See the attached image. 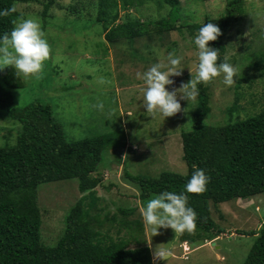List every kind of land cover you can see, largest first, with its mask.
<instances>
[{
  "label": "rangeland",
  "instance_id": "1",
  "mask_svg": "<svg viewBox=\"0 0 264 264\" xmlns=\"http://www.w3.org/2000/svg\"><path fill=\"white\" fill-rule=\"evenodd\" d=\"M95 1L56 0L49 14L60 20L66 15L72 16L70 8L80 7L81 13L86 15L91 12ZM227 1L181 0L178 18L173 21L176 27H181V34L173 30L159 41L154 33H150L135 42L118 45V48L108 45L105 54H97L96 43L105 41L104 33L101 31L98 34L99 25L94 27L86 20L73 19L72 24L66 20H50L43 30L50 46V60L44 62L43 75L38 80L20 75L23 87L13 92L15 103L19 106L35 101L50 104L55 120L62 125L70 141L124 130L126 145L120 149V163L112 164L116 155L106 153L101 166L104 168L101 170L102 181L87 193L99 196L96 206L90 211L95 218L92 226L100 232L99 237L104 242L112 239L129 243L130 248L148 246L154 264H244L263 227L264 193L254 197L252 205H237L233 200L222 203L218 210L212 207L213 223L206 229L196 225L191 233L175 234L171 228H161L153 234L141 215V209L148 199L141 200L138 186L124 177L125 171L133 176L149 177H156L164 171L187 173L181 132L193 127L198 96L189 105L187 100H180L182 111L165 120L159 114L152 118L142 106L145 85L136 73H143L158 60L165 61L167 53L174 52L183 57L184 68L180 70V75L170 77L173 83L166 87L176 90L182 83H187L191 79L189 68L194 75L198 60L196 47L192 43L196 31L191 34L186 29L195 23L200 26L208 23L210 17H215L211 20H220ZM244 5L245 15L233 22L220 42L222 51L217 50V53L220 61L227 58L238 66L239 77L244 74L246 77L252 76L253 88L247 91V95L252 93L250 99L256 102L253 110L258 113L264 109V64L257 68L253 64L257 62L254 55L260 49L264 51V0H244ZM17 9L23 13L22 18L37 19L42 28V4L19 5ZM169 10L166 5L160 7L156 2H149L142 7H134L128 13L141 21L150 18L156 22L166 17ZM122 15L124 18L125 13ZM100 77H103V83L98 82ZM233 84L224 85L222 74L204 82L209 93V111L199 116L201 123L213 126L226 123L230 117L227 108L236 99ZM246 86L250 87L247 82L242 83L241 92H246ZM97 100L103 102V112L92 107ZM238 101L246 104L248 96ZM185 108H188L187 115L183 111ZM109 111L110 116L107 115ZM19 127L18 122L0 115V147L15 144ZM135 151L145 156L146 161L133 155ZM82 196L76 179L38 187L37 205L42 220L40 242L43 245H57L65 232L67 216ZM87 203L88 200L86 206ZM117 207L135 210L124 215ZM250 231L256 234L248 235ZM184 241L189 243L188 248H185L184 244L187 243ZM156 248L170 249L172 255L163 259L155 257Z\"/></svg>",
  "mask_w": 264,
  "mask_h": 264
},
{
  "label": "trees",
  "instance_id": "2",
  "mask_svg": "<svg viewBox=\"0 0 264 264\" xmlns=\"http://www.w3.org/2000/svg\"><path fill=\"white\" fill-rule=\"evenodd\" d=\"M149 2H156L160 7L168 6L169 14L156 22L150 18L141 21L129 15L128 11L134 7H142ZM30 3L43 5L42 30L47 28L50 20H66L70 24L73 19L86 20L94 27L99 25L98 34L102 31L105 41L96 43L97 54H105L108 45L118 48V45L135 42L150 33H154L159 41L173 30L181 34V27L173 24L178 18L181 0H96L90 13L84 15L80 7H74L70 8L71 17L66 15L60 20L49 14L56 0H0V8L11 5L16 8L10 15L0 17V34L9 32L23 17L17 7ZM122 13H125L124 18ZM244 15V0H228L221 19L211 20L220 28L221 34L209 44L222 51L220 42L225 33L234 21ZM199 27V23H195L186 30L192 34ZM254 57L257 58L253 64L256 68L264 64L263 50L260 49ZM217 62H220L219 58ZM246 82L250 87L246 86V92H241V85ZM252 83V76L244 74L233 84L236 99L227 108L229 119L220 126L199 121V116L209 111V93L204 82L198 83V107L193 115V127L181 132L187 173L164 171L156 177H149L133 176L125 171V179L140 189L141 200L149 199L162 190L183 191L193 166L202 168L210 177L206 190L185 194L188 206L197 214L196 225L206 229L213 223L212 207L218 210L222 203L233 200L237 205H252L254 197L264 193V109L258 113L253 110L256 102L250 99L252 93L247 95V91H252ZM22 87V77L16 76L11 66L0 70V115L20 124L15 144L0 147V264H154L148 246L130 248L129 243L112 239L104 242L99 237L100 232L92 226L95 218L90 211L96 206L99 196L87 193L102 181L101 170L104 168L101 166L106 153L116 155L112 164L120 163L118 155L126 145L124 130L70 141L62 125L55 120L50 104L35 101L19 106L15 103L13 92ZM246 96L248 102L240 104L238 100ZM133 155L145 160V156L136 151ZM72 179L78 181V190L83 196L67 216L65 232L57 245L47 247L40 242L42 220L37 205V189L42 184ZM117 209L124 215L135 210ZM249 234L256 232L250 231ZM244 264H264V223Z\"/></svg>",
  "mask_w": 264,
  "mask_h": 264
},
{
  "label": "clouds",
  "instance_id": "3",
  "mask_svg": "<svg viewBox=\"0 0 264 264\" xmlns=\"http://www.w3.org/2000/svg\"><path fill=\"white\" fill-rule=\"evenodd\" d=\"M15 5L0 8V17H5L15 12ZM215 19V17H210ZM203 23L192 38L196 47L197 60L196 71L193 75L189 68L191 79L182 83L176 90H169L166 85L173 83L170 78L180 75L183 57L174 52L167 53L165 61L158 60L148 67L143 73L137 72L138 79H142L143 88L142 106L145 112L154 118L157 114L165 118L182 111L180 100L194 101L198 96V83L208 82L222 74V82L231 86L234 80L240 76V69L227 58L219 63L217 48L209 44L215 41L221 34L220 28L211 22ZM50 57V46L37 19L22 18L14 24L9 32L0 34V70L11 66L16 76L24 78L40 79L43 75L44 62ZM103 83V77L98 78ZM179 94V96H178ZM98 111H104V104L97 100L92 105ZM185 115L188 108L183 109ZM107 115H111L109 111ZM129 115V113H128ZM210 177L205 170L193 166V171L183 185V191L174 192L162 190L148 199L141 209L144 223L151 227L153 234L161 228H171L175 234L191 233L196 227V212L188 206V197L185 193H201L206 190ZM185 248H188L189 243ZM183 242V243H184ZM155 257L165 258L172 255L171 250L159 248L155 250Z\"/></svg>",
  "mask_w": 264,
  "mask_h": 264
},
{
  "label": "crops",
  "instance_id": "4",
  "mask_svg": "<svg viewBox=\"0 0 264 264\" xmlns=\"http://www.w3.org/2000/svg\"><path fill=\"white\" fill-rule=\"evenodd\" d=\"M254 201V200H253Z\"/></svg>",
  "mask_w": 264,
  "mask_h": 264
}]
</instances>
